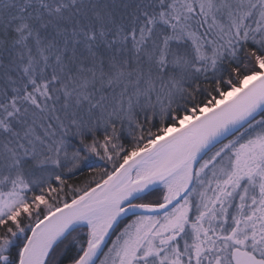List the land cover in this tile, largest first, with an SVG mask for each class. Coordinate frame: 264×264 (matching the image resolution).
<instances>
[{
	"label": "snow or ice",
	"instance_id": "1",
	"mask_svg": "<svg viewBox=\"0 0 264 264\" xmlns=\"http://www.w3.org/2000/svg\"><path fill=\"white\" fill-rule=\"evenodd\" d=\"M0 264H264V0H0Z\"/></svg>",
	"mask_w": 264,
	"mask_h": 264
}]
</instances>
